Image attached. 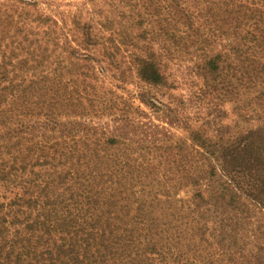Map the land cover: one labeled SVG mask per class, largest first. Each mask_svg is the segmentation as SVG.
<instances>
[{
  "label": "trees",
  "instance_id": "obj_1",
  "mask_svg": "<svg viewBox=\"0 0 264 264\" xmlns=\"http://www.w3.org/2000/svg\"><path fill=\"white\" fill-rule=\"evenodd\" d=\"M71 17L3 44L0 264H264V0ZM130 67L133 109L169 126L145 139L109 124L130 123Z\"/></svg>",
  "mask_w": 264,
  "mask_h": 264
},
{
  "label": "rangeland",
  "instance_id": "obj_2",
  "mask_svg": "<svg viewBox=\"0 0 264 264\" xmlns=\"http://www.w3.org/2000/svg\"><path fill=\"white\" fill-rule=\"evenodd\" d=\"M22 1L27 2V4L23 5L18 0H0V55L3 54V52L9 50L7 47L4 46L5 44H8V46L12 48V45L10 44L13 40H19L20 43L22 44L19 47H24V45L28 41V40L26 41V36L24 34L25 32H28L26 31L25 26H29V25H24L25 22L29 23L30 26L33 27V31L35 30V32H39L40 29L36 27L39 26L38 25L39 23H35L38 16H40L41 14L51 15L52 13H54L55 10H57V12L61 13V15H63L66 18L70 16V19L68 20V24L71 25L70 24L72 18L71 16L77 13L78 7H80L81 2L85 0H53L55 4L53 6L51 5L52 0H22ZM33 1H37L40 3L39 9L38 7H32L28 4ZM86 16L84 17L85 20H87ZM17 21L23 23V26L18 28V31L15 28V24H16L15 22ZM37 35L38 37L41 36V34H37ZM30 38L35 39L36 36L33 35L29 37V39ZM128 60L131 61V57H128ZM126 68L127 67L124 66L123 69ZM131 71L132 69L130 67V84L127 85V89H130V93H129L130 95H126V97L123 99V101L125 102L130 100V102H128V104H130V113L128 112V114H130V123L126 125H124L125 121L124 123H122V121H119L118 123L116 122L114 123L110 121L108 118H104L102 122L107 123V121L109 120V124L112 127L115 128L116 126H120L121 130L124 133L128 134L129 137L135 136L136 138L145 139L146 136L148 135L155 136L156 132H158L157 129L156 131L154 130L153 127L154 125H165L167 127L169 126L164 122V120H166L164 119V117L162 116L159 117L157 113L153 114L144 106L143 108L145 109L143 110L149 112L150 114L145 113V111H138L133 109L134 108L133 106L140 105L139 99L136 98L138 97V93L140 92L139 89L140 87H137L138 82L136 81L134 82V80L132 79L133 77L131 75L132 74ZM183 88L184 89L191 88V86L185 85ZM165 91L166 90L164 89L161 90V93L160 91L158 92L160 94H163ZM178 92H179L178 90H175L174 94L175 93L177 94ZM162 99L165 102H167L166 97H163ZM227 122H229V120ZM172 131L175 132L177 130L175 128H172ZM165 134H166L165 131L163 132L161 131V134L159 136H164Z\"/></svg>",
  "mask_w": 264,
  "mask_h": 264
}]
</instances>
